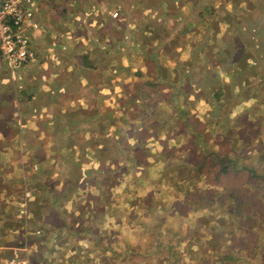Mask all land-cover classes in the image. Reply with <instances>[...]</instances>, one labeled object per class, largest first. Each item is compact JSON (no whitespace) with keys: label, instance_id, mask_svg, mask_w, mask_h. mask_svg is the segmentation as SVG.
Returning a JSON list of instances; mask_svg holds the SVG:
<instances>
[{"label":"crops","instance_id":"1","mask_svg":"<svg viewBox=\"0 0 264 264\" xmlns=\"http://www.w3.org/2000/svg\"><path fill=\"white\" fill-rule=\"evenodd\" d=\"M54 2L56 5L57 2ZM91 3V0H75V8L69 1L71 8H78L77 16L72 13L63 16L59 11L50 10L44 23L41 22L42 10L40 15L37 13L42 27L31 38L32 57L21 68L17 82H12L0 57V264H8L14 256L18 259L28 258L30 264H75L72 255L65 258L59 255L63 252H56L64 242V237L84 233L81 235L82 240L86 237L89 242L97 239L112 220L110 215L104 220L100 218L103 221L102 225L97 226L99 229L87 232V225L93 226L94 223L90 220L92 215L83 219L87 211V207L83 206L89 202L88 205H91V196L94 195L93 198L97 200L96 195L106 191L111 195L115 192L120 194L124 186H129L131 191L143 189L141 184L136 183L141 179L139 172L148 170L151 166L153 158L149 152L154 145H162L164 137L169 139V129L163 130L160 139L156 137V143H148L147 138L151 135L141 132L139 126L136 127V131L140 132L134 139L143 147V155L132 157L134 162L129 164H137L138 167L127 172L105 170V179H99L104 183L103 186L107 185L104 189L97 191L98 189L90 187L88 183L94 180L92 184L97 185V179L89 176L88 172L81 178L77 171H67L69 167L75 166L73 158L82 157L83 162L91 155V152L86 151L95 149L98 152L102 146L105 151L107 149L103 133L110 130L109 127L114 128V118L106 112L104 114L99 100L104 101L105 97H110H107L108 94L113 93L116 84L112 80L124 75V80L128 79L133 83H151V86H147L143 99H163V106L167 103L165 94L169 100L171 93L183 94L185 99L183 85L186 74L184 68L180 69L184 62L201 63L200 67L204 71L209 66L220 68L224 65L227 74L225 73L224 78L219 75L222 79L218 78V69L212 68L199 76L200 84L206 77L211 86L210 94L206 97H209L213 106L214 101L216 105L222 101L218 85L236 84L238 82H235V78H239L242 84L244 81L250 82L241 94V104L248 106L247 102L252 98L256 99V96L264 98V50L260 47L264 44V0H105L99 6L101 8L97 7L99 10L85 11L91 7ZM107 3L112 5L110 9L120 8L121 15L111 17V10H106ZM72 15L81 24L80 41L75 45L68 43L61 50L59 47L64 46V41L60 38L59 45L53 47V38L56 35L60 37L59 31L68 29L67 25L71 26L74 21L70 22ZM180 34L186 35V39H197V42L203 40V43L201 41L199 48L195 49L194 46L191 47V42L183 44L181 38H178ZM42 36L45 38H41ZM41 46L44 49L39 52ZM72 46H76L73 52L69 49L66 53ZM243 46L245 51L235 58L238 51L244 49ZM54 51H60L56 58L50 54ZM153 55L162 58V69H158L157 59H150ZM174 62L179 65H172ZM109 65L113 67L112 71H108ZM125 65L129 67L125 68ZM175 71L177 75L170 77ZM128 74L131 77H127ZM149 75V78L156 75V82L149 83L144 78ZM164 76L172 79L177 88L169 86L167 81L165 87H161L158 82H162ZM255 80L257 84L254 83ZM254 86L255 88L250 89ZM107 91L111 93H106ZM199 94L201 93H196ZM169 114L171 115L170 112L163 113V117L168 118ZM88 118H98L96 127L86 122ZM116 137L117 135L114 136ZM127 142L130 143L125 138L123 143L126 145ZM119 161L120 159L117 160ZM99 162L102 165L110 163L107 158L100 159ZM53 165L59 167L61 172L65 169L62 173L71 179H65L62 173L52 170ZM163 175L165 174L161 172L157 182L163 180ZM167 175L170 176V173ZM157 176V173L153 174V177ZM22 185L37 187L33 188L37 190L35 199L27 198V203L30 204L32 215L35 214L32 219L39 223L34 225H39L37 227L44 230L40 235V242V237H36L37 233L29 232L33 226L28 228L26 234L22 227L19 206L21 200H26ZM73 191L78 192L76 196L81 198L80 212L77 214H71L70 205H62L69 200ZM182 203L183 194L181 199L167 207L170 214L161 216L162 234L157 238L160 240L162 237V242L167 246L162 254L156 256V260H159L157 264H203L208 260V264H264V252L260 251L264 234L255 241L250 236L249 229L239 228L240 235L234 236L230 233L231 229L223 232L227 228L225 226L217 232L219 235L215 239H206L208 243L205 247L212 246L214 251L205 253L202 242L194 237L199 227L192 215L196 216L197 211L188 207L179 211ZM48 204L52 208L51 212L45 210L48 209ZM115 206L116 204L112 208ZM183 213H187L183 217L187 222L186 229L182 227ZM79 215H82V226L80 230H75L73 222L80 219ZM70 217L74 220H70ZM129 228L137 229L135 226ZM142 233V228H138L137 234ZM171 234L172 241L168 239ZM44 235L47 236L44 238ZM27 240L29 241L25 242ZM215 243L217 244L214 245Z\"/></svg>","mask_w":264,"mask_h":264},{"label":"rangeland","instance_id":"2","mask_svg":"<svg viewBox=\"0 0 264 264\" xmlns=\"http://www.w3.org/2000/svg\"><path fill=\"white\" fill-rule=\"evenodd\" d=\"M54 1L57 2L56 5H54L55 3ZM69 1H71L72 4L75 3V0H50V1H46V2L44 1V2L38 3L39 7H37V13L40 15L41 10L43 13V20H41V22L43 23L46 22V19H47L46 16L48 15V13L51 12L50 10L59 11V13L63 16L64 14H67V13L68 14L72 13L73 15L77 16L79 12L78 8L77 9L71 8L69 6ZM91 1L93 2L90 4L91 7L85 9V11L87 12H93V11L95 12L99 10L98 8H101L99 6L102 5V3L105 0H97V2H94L93 0ZM109 1L110 0H108V2ZM51 2H53V4ZM81 6H83V4L79 5V7ZM111 6L112 5H109V3H107L106 10L107 11L111 10L110 12L112 14L116 11L117 15L118 14L121 15L120 8H116L115 10H113V9H110ZM73 7L76 8V4H73ZM143 12H146V11L144 10ZM73 15L72 17H70V22L74 20ZM110 16L112 17V15ZM41 22H40V25L42 27ZM67 27L68 29L59 31L60 37L56 35L53 38V43H52L53 47L59 45L58 42L60 38L64 41L62 42L63 43L62 45L64 46L59 47L61 50L65 49L68 43L75 45L77 41H80L81 33H82L81 24L74 20L71 23V26L67 25ZM133 27L131 26V29ZM41 38H45V36L44 37L42 36ZM195 41H197V39ZM201 41L203 43V40H199V42ZM259 43L261 44L262 41ZM75 47L76 46H72L68 48L66 50V53L69 52V49H70V52L72 53L73 48ZM260 47H261V50L263 51L264 44L261 45ZM43 49H44L43 46H41L39 52L43 51ZM243 51H245V47L244 49H242V51H238V53L234 57L235 58L240 57L241 52ZM58 52L60 51H57V53ZM57 53L55 51L50 52V54H52L54 58H56ZM192 54L194 53L192 52ZM118 55H119V52L117 53L116 57ZM124 58L126 59L127 56H125ZM185 63L186 62H184L183 64L184 66L180 68V69L184 68L183 71L186 74L185 76L188 75L187 76L188 78L187 79L185 78L186 80H185V84L183 85V91L187 95L192 91L194 93L191 96H186L184 94L185 99H183L182 97L183 94L178 95L176 93H171L170 100L167 99V94H165L164 97L167 103H164L163 106H162L163 99H159V100H157V98L156 99L152 98L149 100L143 99V96L146 93V90L148 89L147 86H151L150 82H153V83L156 82L157 80L156 75L155 77H151V78H149L150 75L147 77H144L149 81L150 84L143 83L142 84L143 86L141 85V83H133L128 79L124 80V78H126V76L124 75H122L121 78L119 79L112 80L113 83L116 84V87H114V90L112 91L113 93H111V91H107L106 93H111L107 95V97L109 96L110 97L108 99L105 97L104 101H102V99L99 100L100 106L104 110V114L106 112L108 116H113L112 119L114 118V128L109 127L110 130L105 131V133H103L105 134L104 146H107V149L105 151L102 148L103 147L102 146L100 147L98 152H96L95 149H93V151L92 150L86 151V153L91 152V155H88V157L85 158L86 161H83V162H82V159L84 158L82 157H79L77 159L73 158V161H75V166L69 167L67 171L68 172L77 171L80 174L81 178L83 174H86V172H88L89 176H94L95 179H97L96 180L97 185L92 184L94 180L88 183L90 187H93L94 189H98L97 191H99L100 189H104V187H106L107 185L103 186L104 183L101 180H99L100 178H102L103 180L105 179V177L103 176V174L105 173L104 172L105 169L102 163L99 162L100 159L107 158L108 161L110 162L108 163L109 167L114 171L117 170L120 172H126L127 168L130 165L129 164L130 163V153L127 150L131 149V143L127 142L126 145L123 143L125 141L124 135H128L127 133L128 129H130L133 132V137H136L137 136L136 127L140 126L141 123H142L141 126L144 124V129L147 131H154L153 129H155L157 126L158 129H162L165 131H168L169 129L172 136L174 134L177 138H184L183 139L184 140L183 143H184L186 140L187 141L193 140L195 138V133L203 134L206 132L203 130L202 126L205 125L204 123H207V122H205L204 120L205 118H203L202 114L204 113L206 114V117L208 116L210 119H212L210 117L212 115V111H215V117L218 118L217 120H214L215 122H217L214 127L215 129H219L221 131V134L219 138V143H214L212 140H206V139L205 141L202 142L205 153L210 152L211 154L217 151L218 153H224L228 149L226 148L227 144L225 143V140H224V134L225 135L229 134L230 137L228 140L230 142L229 146H231L230 150L237 154L241 153L242 157L244 158H249V155L252 152H254L255 148L253 147L256 145H259V143H261V145L262 143H264V98L261 96H256V99L251 97L252 99H250L247 102L248 106L241 104L242 103L241 94L244 93L245 88L248 87L250 82L245 83L244 81V84H242L239 82V78H235L237 79L235 80V82H238L236 84L230 83L227 86H223V84L220 83L222 101L218 102V105H216V101H214L215 105L213 106V103L210 102L209 97H206L210 94L211 86L208 84L206 77L203 80V83L200 84L199 76H203L209 70L211 71L212 69L214 70L218 69V72H220V73H217L218 76L220 75L222 78H224L225 73L227 74L226 72L227 69L224 68V65H222L220 68H212L209 66L210 69L208 68L204 71L200 67L201 63L200 64H194V63L185 64ZM172 65L178 66L179 63L174 62V64ZM128 67H129L128 65H125V68H128ZM107 68H108V71H112L113 69L111 65H109ZM20 70L18 71L17 78L15 80L11 79L12 82L18 81ZM131 71H133V69H131ZM176 75H177V71L171 73V77L176 76ZM207 75H209V73ZM220 76L218 78L222 79ZM127 77H131V75L128 74ZM168 79L169 78H167V76H164L163 81L158 82L160 83L159 85L161 87H165L166 81ZM254 83H256V80L254 81ZM180 85L182 84L180 83ZM253 88H255V86L250 87V89H253ZM201 89H202V92H201ZM195 92L196 93L199 92L201 94L196 95ZM187 98H189L190 100L186 101ZM211 106L213 107L210 108ZM140 107L141 108L143 107V109L145 110L149 109L147 111L148 116H147V120L145 121V123L144 121L141 122L140 120L141 117L138 112V108L141 109ZM174 108H180L185 111L189 110L190 113L195 114L194 116L200 117L201 123H200V126H195L194 128L196 131L195 133L190 131V127H186V130H188V132H185V130L184 132H179L177 130L179 126L171 118L172 117L176 118L178 115H181V113L179 114V112L176 109L174 111ZM216 108H218L217 109L218 111H216ZM132 112L134 113L132 114ZM153 112L155 113L151 114ZM169 112L171 113V117L169 118L163 117V113L167 114ZM192 119L193 118H191V120ZM86 122L91 124L93 127H96L98 123V118H94V119L88 118ZM208 131H210V135H213L211 129ZM247 133L253 138V140L250 143L246 142L248 141L246 139ZM241 134H243V136H241ZM116 135L117 137L114 138V136ZM155 135H157L156 132H154V134L151 137L148 136L147 142L156 143L157 140H156ZM81 137L84 138L83 136ZM212 137H214V135ZM204 138L205 137H203V139ZM164 140L167 142H171V140L166 137H164ZM178 142L179 141H177V143ZM111 143L113 144L110 146ZM182 154L188 155V152L184 153V148L180 145L178 148V152L176 154H173V156L171 154V156L175 159V158H178ZM96 158L98 159L96 160ZM119 159L120 161L117 162V160ZM169 160L170 159H168V161ZM165 163H167V168L176 166V164L173 162H165ZM255 164L258 165L259 163H255ZM52 170L59 171L60 173L65 171V169H63V171L61 172V169L59 167H56L55 165H53ZM212 173L218 174L216 173V171H212ZM211 174L209 178H211ZM64 178L71 179V178L66 177L65 175H64ZM201 179H203V183L200 181ZM201 179L198 180L196 184L197 187L194 188V190H197L198 191L197 193L212 194L211 196L212 203H209L210 199H206L204 200V202L206 203L205 206L213 207V208L221 210V212L224 213L222 216L226 217L227 215V211H225L226 202L221 203L219 196L216 195L215 193H212V192L210 193L209 191V190L217 189L216 190L217 193H222L225 191V190H222V185L215 187L214 184L211 185L210 182H205V180H207L206 177L202 176ZM68 181L73 182V180H68ZM106 182L108 181L106 180ZM180 182L182 185L189 184L187 180L183 181L182 177H180ZM251 183H252V180L247 187L248 189ZM153 185H155V187L158 189V193L156 195H154V191L156 188L149 190V191L147 189L144 190V188L138 189L136 191H131L129 186L123 187L126 190V193L129 195H121L118 192H115V194L111 195L109 191H106L104 192V194L100 195V194H97L98 193L97 192L96 193L97 200L93 198L94 195L93 196L89 195L91 196V205H88L90 203L89 202L83 206V208L87 207L86 216H84L83 219L89 218L92 215L90 220L94 223V225L93 226L87 225L88 226L87 232L98 230L99 228L97 226L102 225V221L104 219H107V216L110 215L112 220H110L107 223L108 228L107 229L104 228V231H102L96 237L97 239L90 240L89 242L86 237H83V240H82L81 235L84 233L82 234L77 233L72 236L68 234L67 237H64V242L60 244V248L56 249V252L58 251L60 253L63 252L62 254H59V255L65 258H70L72 255L74 259L73 262L75 264H84V263H90V264H157L159 260L158 259L156 260V256L158 254H162V251L166 248L167 245L162 242L161 240L162 237L160 238V240L157 238L158 236H161L162 233L161 231H159L160 229L158 227L157 221L152 216H150L149 213L145 212L143 204L147 203L146 201H151L150 212L152 214H155V215L166 214L168 213V210H166L165 208L166 207L169 208V206L172 205L177 199H181L182 194L177 189V186L174 183V180L169 179L167 177H163V180L157 183H154ZM217 185H218V182H217ZM22 186L24 187L25 185H22ZM24 188H25L24 190L25 193H23V197L26 198V200L25 199L21 200L20 202L21 204L19 206V210H20V213L22 214V220H23L22 227L26 234L28 233V228L30 226H33V227H30L29 232L37 233L36 231L38 230L39 233H37L38 235L36 237H40V235L43 234L44 230L42 227H37L39 225H36V226L34 225V224H39V223L37 222L38 220H33L35 218V214H34L35 212L33 210L34 215H32V212L30 211V207H29L30 204L28 205L27 203L28 201L27 198L35 199V195H36L35 193L37 192V190H34L33 188L37 189V187L32 186V187H24ZM77 193L78 192L73 191L72 194L70 195L69 200L66 203H62V205L65 204L64 206L66 207H67V204L71 206L70 207L72 208L70 210L72 212L71 214H77L80 212L79 203L81 202L80 200L81 198L80 196H76ZM27 194H30V195H27ZM254 194L258 198L263 199V202H264V185L256 188L254 190ZM124 197H126L127 199L130 198V201L133 203V205H130L128 207H123L122 198ZM192 197L198 199L197 194L192 195ZM188 198H189V194H186L185 196H183V200L188 199ZM0 199H1V196H0ZM115 204L116 206L113 209L112 206H114ZM124 205H127V204H124ZM50 207L51 206L48 204L47 206L48 209H45V210L47 212H51L52 208ZM127 209H128V212H126ZM65 212H68V211H65ZM29 215H31L32 217L30 218ZM186 215L187 213L186 214L183 213L182 215V219H183L182 227H185V229H186L187 222L184 220L183 217ZM78 217H80V219L79 220L75 219V221L73 222V225L76 227V228H73L75 230H80V227L82 226V221H83L82 215H79ZM150 217L153 218L156 223L149 222ZM100 218L103 220H100ZM69 219L74 220L73 217H70ZM244 223L246 224V226H249L248 229L251 231L250 236L253 237L255 241L257 240V237L259 236L261 237L264 234V225H263L264 222L263 221H258L257 222L259 223L258 226H255L249 223L248 220L247 222H244ZM134 226L137 228L136 230H133V228L131 229L129 228V227H134ZM138 228H142V231H143L142 234H139V235L137 234ZM229 229L230 228L227 227L223 230V232L224 233L225 231L228 232ZM65 230L69 232L68 229H65ZM95 232L98 234V231H95ZM61 235L63 236V234H60V236ZM46 236L47 235H44L43 237L45 238ZM171 237H173L172 234L168 238L170 241H172ZM41 240L42 238L40 237L39 242ZM28 241L29 240L25 242H28ZM226 241H229V240H226ZM63 248L65 249V251H63ZM260 251H262V253L264 252V243L261 246ZM168 252L169 251H167V254ZM224 264H232V263L225 262Z\"/></svg>","mask_w":264,"mask_h":264},{"label":"trees","instance_id":"3","mask_svg":"<svg viewBox=\"0 0 264 264\" xmlns=\"http://www.w3.org/2000/svg\"><path fill=\"white\" fill-rule=\"evenodd\" d=\"M178 38H181V41L183 44H186L187 42H191V47H195V49L199 48L200 42L192 39H186V35L180 34ZM177 38V39H178ZM198 52V51H197ZM150 59H157V66L158 69H162V65L160 64V60L162 58L158 56H150ZM164 68V66H163ZM167 69V68H166ZM171 77V76H170ZM186 79L188 78L185 76ZM167 83L169 86L173 88H177V84L172 81V79H168ZM219 90L221 89V86L218 85ZM194 92H190L188 95H192ZM186 94V93H185ZM187 95V94H186ZM159 103V102H158ZM137 106V104H136ZM141 108V107H140ZM179 114L176 118H171L176 124L179 126L178 131L179 132H188L186 130V127H190V131L195 133V126H200L201 120L199 116H194V113H190L189 110L185 111L180 108H175ZM147 109H141L138 108V112L140 116L141 122L147 120ZM142 113H141V112ZM144 111V112H143ZM134 112H132L133 114ZM153 112L152 114H154ZM193 114V115H192ZM135 116V115H134ZM133 116V117H134ZM155 116V115H153ZM171 117V115H168ZM194 116V117H192ZM203 118H205V125H203V130L206 131L205 133H195V138L191 141H185V145L183 143L184 138H177L174 134L170 133V140L171 142L165 141L162 145L156 144L153 148H151V151L149 152L150 155L153 158V161L151 162V166L148 168V170L145 169V171L139 172L140 183L136 181L137 184H141V186L145 189L152 190L155 187L153 185L154 183H157V179L160 178L161 172L165 175L163 177H167L169 179H173L174 183L177 186V189L182 192L183 196L186 194H189L188 199H184L182 206L179 207V211H184L185 207H188L190 209L195 208L196 216L192 215L193 220L196 222V225L199 227V231L195 234V239L199 242H202L203 248L206 251L209 252L211 250L214 251V248L212 246L205 245L208 243L206 241L207 238L212 237L215 239L219 233V230L224 228L225 226L230 227L231 231L230 233H233L232 235H240L238 229H248L249 226H246L244 222L249 221V223L258 226V221L264 222V202L263 199L258 198L254 194V190L260 186L264 185V143H259V145L254 146V152H252L249 155V158L242 157L241 153L237 154L232 152L230 149L231 146H229V137L230 135L224 134V140L226 145V148H228L224 153H218L213 152L210 154V152L205 153L203 149L202 142L206 140H212L214 143H219V138L221 131L219 129H215V125L217 122L214 120H217L218 118L215 117V114H212L210 119L208 116L206 117V114H202ZM168 117V118H169ZM191 118H193L191 120ZM190 119V121H189ZM142 124V123H141ZM139 126V130L141 132L146 133L147 135H153L154 132L157 133L156 137L161 138V135L163 133L162 129H158L157 126L154 131L149 132L144 129V124ZM194 124V125H193ZM142 127V128H141ZM141 128V129H140ZM212 130L213 135H210V131ZM109 131V130H108ZM140 131H136V133H139ZM128 135H124L126 140L131 143V149L127 150L130 153V163L134 162L133 158L138 157L140 155H143V147L138 145V142H136V138L133 137V132L128 129L127 130ZM119 134V133H118ZM117 134V135H118ZM243 136V134H241ZM203 137H205L203 139ZM207 137V138H206ZM246 139L251 142L253 138L247 133ZM177 141H179L177 143ZM182 146L184 148V153L188 152L187 154H182L178 158H173V154H176L178 152L179 146ZM186 146V148H185ZM220 146V145H219ZM231 151V152H230ZM239 152V151H237ZM234 153V154H233ZM172 154V156H171ZM133 157V158H132ZM168 159H170L168 161ZM165 162H173L176 164V166L167 168V163ZM255 163H259L256 165ZM104 169L107 172L113 171L110 167H108L107 164H104ZM137 164L129 165L127 168V171L132 170V168H137ZM218 168V170H217ZM110 170V171H109ZM166 170V171H165ZM117 171V170H115ZM126 171V172H127ZM212 171H216L218 174L212 173ZM157 173V177H153V174ZM170 173V176L167 174ZM212 173V174H211ZM211 174V178H209ZM152 176V179L150 177ZM202 176L206 177L207 180L205 182H210V184H214L216 186L222 185V190H225L222 193H217L216 190H209L210 193H215L219 196L220 202L224 203L226 202V210L227 215L226 217L222 216L224 213L221 212V210L213 208V207H206V203L204 200L210 199L209 203H212L211 196L212 194H205V193H197V190H194V188L197 187V182L199 179L202 178ZM180 177H182V180L188 181V185H182L180 182ZM220 180V181H219ZM252 180V183L247 188ZM203 183V179L200 180ZM124 182V181H123ZM218 182V185H217ZM128 183H130V180H128ZM123 189V188H122ZM119 187V192H120ZM158 193V189L156 188L154 191V195ZM121 195H129L126 193V190L123 189L120 193ZM197 194L198 199L193 198L192 195ZM147 203L143 204L144 210L146 213H149L150 216H152L158 224L159 231L162 230V221L161 216L162 215H155L150 212V203L151 201H146ZM123 207H128L130 205H133V203L130 201V198H122ZM127 204V205H124ZM149 204V205H148ZM158 207V206H157ZM156 207V208H157ZM167 210V207L165 208ZM193 211V212H195ZM128 212V209L126 210ZM170 214L169 211L165 215ZM193 214V213H192ZM153 218H149V222L156 223ZM264 225V224H263ZM215 231V232H214ZM162 232V231H161ZM258 232V231H257ZM198 242V243H199ZM215 243L214 245H216ZM213 245V246H214ZM16 257V256H14ZM209 261H204L203 264H208Z\"/></svg>","mask_w":264,"mask_h":264},{"label":"built area","instance_id":"4","mask_svg":"<svg viewBox=\"0 0 264 264\" xmlns=\"http://www.w3.org/2000/svg\"><path fill=\"white\" fill-rule=\"evenodd\" d=\"M44 1L50 0H0V57L12 80L32 57L31 38L41 29L37 7ZM110 15L115 18L117 12H110ZM8 264L30 263L28 258L18 259L16 256Z\"/></svg>","mask_w":264,"mask_h":264}]
</instances>
